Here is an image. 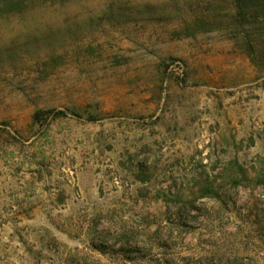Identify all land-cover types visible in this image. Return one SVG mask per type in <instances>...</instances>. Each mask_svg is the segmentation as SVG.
Listing matches in <instances>:
<instances>
[{"label": "rangeland", "instance_id": "obj_1", "mask_svg": "<svg viewBox=\"0 0 264 264\" xmlns=\"http://www.w3.org/2000/svg\"><path fill=\"white\" fill-rule=\"evenodd\" d=\"M263 172L264 0H0V264H264Z\"/></svg>", "mask_w": 264, "mask_h": 264}, {"label": "trees", "instance_id": "obj_2", "mask_svg": "<svg viewBox=\"0 0 264 264\" xmlns=\"http://www.w3.org/2000/svg\"><path fill=\"white\" fill-rule=\"evenodd\" d=\"M237 2L239 3V5H240V3L242 2V0H237ZM241 9V8H240ZM46 115L47 116H49V115H54V117H61L62 115H63V113L62 112H57V113H54V112H47L46 113ZM40 118H41V116H40V114H36L35 115V117L33 118V123H37V122H39L40 121ZM242 173V177H243V179H248V176L246 175V172H241ZM257 178L258 179H261V182H259V183H261V185H264V172L263 173H261V174H259L258 176H257Z\"/></svg>", "mask_w": 264, "mask_h": 264}]
</instances>
